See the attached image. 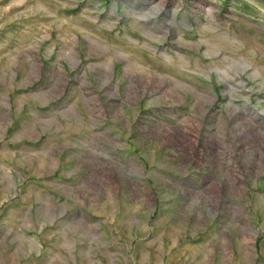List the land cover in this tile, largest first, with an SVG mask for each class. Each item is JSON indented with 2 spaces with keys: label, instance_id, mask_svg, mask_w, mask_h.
<instances>
[{
  "label": "rangeland",
  "instance_id": "374dc122",
  "mask_svg": "<svg viewBox=\"0 0 264 264\" xmlns=\"http://www.w3.org/2000/svg\"><path fill=\"white\" fill-rule=\"evenodd\" d=\"M0 264H264V0H0Z\"/></svg>",
  "mask_w": 264,
  "mask_h": 264
}]
</instances>
